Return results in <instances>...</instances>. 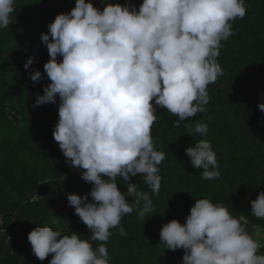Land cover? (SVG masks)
Segmentation results:
<instances>
[{"label":"clouds","instance_id":"9594fccd","mask_svg":"<svg viewBox=\"0 0 264 264\" xmlns=\"http://www.w3.org/2000/svg\"><path fill=\"white\" fill-rule=\"evenodd\" d=\"M102 2L101 11L91 0H76L70 12L58 14L41 34L50 59L43 73H29L35 83L45 73L51 81L36 94L33 109L56 104L59 97L54 140L67 163L82 169V179L92 185L84 195L67 193V200L91 231V241L103 242L94 248L76 232L36 227L28 241L39 260L52 254L49 264H109L110 229L126 237L122 218L135 209L143 220L152 211L151 196L138 191L131 178L143 175L159 195V166L166 155L152 138L157 106L177 117L174 127L193 137L207 135V123L188 118L207 111L208 85L223 75L217 60L221 42L235 34L232 22L247 12L246 0H143L138 9ZM15 3L0 0V29L9 27ZM34 61L29 57L24 68ZM258 108L264 112V102ZM185 154L192 167L203 168L204 180L219 178L210 141L195 139ZM117 177L127 182V192ZM250 203L252 215L264 219V191ZM185 221L173 219L160 231L166 249L184 250L180 264H264V254H257L264 232L255 226L250 234L224 204L196 199Z\"/></svg>","mask_w":264,"mask_h":264},{"label":"trees","instance_id":"16d2710c","mask_svg":"<svg viewBox=\"0 0 264 264\" xmlns=\"http://www.w3.org/2000/svg\"><path fill=\"white\" fill-rule=\"evenodd\" d=\"M91 2L101 11L106 6L102 0ZM105 2L131 3L138 9L143 0ZM75 3L16 0L9 27L0 29V264H49L52 254L39 260L28 241L29 233L39 226L63 229L69 235L76 232L94 248L103 243L91 241V231L67 200V193L84 195L92 185L82 179V169L67 163L54 140L59 97L56 104L32 108L36 94L42 95L44 86L51 83L46 73L39 83L29 75L37 69L43 73L50 59L41 34ZM246 8L245 17L232 22L235 34L221 42L217 60L223 75L208 85L207 111L188 118L193 124L207 123V135L193 137L188 129L174 127L177 117L157 106L152 138L156 149L166 155L159 166L160 192L152 194L143 175L131 178V183H138V191L151 196L153 209L143 220L135 209L122 218L126 237L118 234V228L110 229L109 264H180L184 250L166 249L160 231L173 219L185 223L200 198L224 204L250 234L255 233V226L264 231V219L250 212V201L264 191V112L258 108L264 102V0H246ZM29 57L35 61L25 69ZM195 139L210 141L219 165L218 179L204 180L203 168L192 167L185 152ZM117 181L127 192V182L121 177ZM257 254H264V244Z\"/></svg>","mask_w":264,"mask_h":264},{"label":"rangeland","instance_id":"374dc122","mask_svg":"<svg viewBox=\"0 0 264 264\" xmlns=\"http://www.w3.org/2000/svg\"><path fill=\"white\" fill-rule=\"evenodd\" d=\"M244 204H246V201H243ZM262 232H264L263 230H261ZM264 244V240H261V246Z\"/></svg>","mask_w":264,"mask_h":264}]
</instances>
